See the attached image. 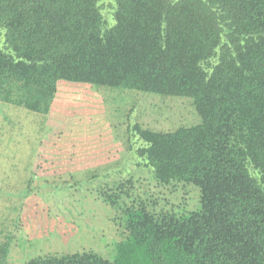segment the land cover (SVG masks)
<instances>
[{
  "label": "trees",
  "instance_id": "1",
  "mask_svg": "<svg viewBox=\"0 0 264 264\" xmlns=\"http://www.w3.org/2000/svg\"><path fill=\"white\" fill-rule=\"evenodd\" d=\"M105 6L0 0V103L47 115L66 81L186 98L199 118L166 132L131 125L154 184L127 180L107 196L126 232L111 261L85 252L22 264H264V0H111L109 17ZM192 188L199 209L162 204Z\"/></svg>",
  "mask_w": 264,
  "mask_h": 264
},
{
  "label": "rangeland",
  "instance_id": "2",
  "mask_svg": "<svg viewBox=\"0 0 264 264\" xmlns=\"http://www.w3.org/2000/svg\"><path fill=\"white\" fill-rule=\"evenodd\" d=\"M105 1L109 17L111 0ZM198 118L186 98L66 81L57 82L47 115L0 103V190L34 189L23 200L0 198V245L6 235L13 240L7 259L0 255V261L22 264L85 252L111 261L126 232L119 207L107 196L127 180L154 184L130 148L131 125L166 132L194 125ZM195 191L164 192L162 204H176L169 208L176 206L170 210L178 214L195 211Z\"/></svg>",
  "mask_w": 264,
  "mask_h": 264
}]
</instances>
